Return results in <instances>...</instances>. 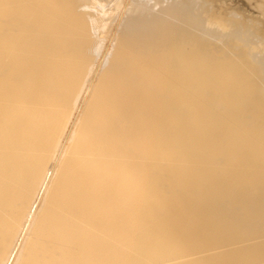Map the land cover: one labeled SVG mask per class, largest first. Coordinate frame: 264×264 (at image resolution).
Segmentation results:
<instances>
[{
  "label": "bare ground",
  "instance_id": "bare-ground-1",
  "mask_svg": "<svg viewBox=\"0 0 264 264\" xmlns=\"http://www.w3.org/2000/svg\"><path fill=\"white\" fill-rule=\"evenodd\" d=\"M206 2L0 0V264H264V26L229 6L264 0Z\"/></svg>",
  "mask_w": 264,
  "mask_h": 264
},
{
  "label": "rangeland",
  "instance_id": "rangeland-1",
  "mask_svg": "<svg viewBox=\"0 0 264 264\" xmlns=\"http://www.w3.org/2000/svg\"><path fill=\"white\" fill-rule=\"evenodd\" d=\"M212 1L213 0H207V2H206V0H205V2L209 5L208 7H211V8L213 7ZM221 1H223V0H221ZM227 1L229 2V0H227ZM216 3H218V1ZM229 6H230V9H233V10H235V12H237V15L239 16L240 20L246 19V20L252 21V23L248 24L247 26H251V27H254V28H256V26H259L260 28L262 26H264L263 19L260 18V14L258 12H254V13H252L250 15L249 14L250 11L247 8H242V7H239V6L236 7V6H233V5L231 6L230 4H229ZM214 8H216V7L214 6ZM228 11H229V9H226V8H222L221 9V8H219V12H221V15L229 14L230 12H228ZM258 15H259V17H258ZM254 40L257 43V45L259 46V48L262 50L261 53H259V54L261 56H264V43L263 44L260 43L259 40L256 37H254ZM258 51H259V49H257V53H258ZM258 58H261L264 61V57H258Z\"/></svg>",
  "mask_w": 264,
  "mask_h": 264
}]
</instances>
